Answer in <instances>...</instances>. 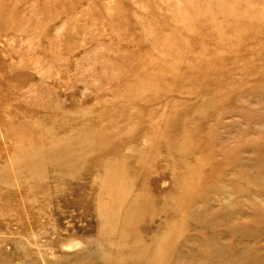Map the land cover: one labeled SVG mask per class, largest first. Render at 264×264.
<instances>
[{
  "label": "rangeland",
  "instance_id": "obj_1",
  "mask_svg": "<svg viewBox=\"0 0 264 264\" xmlns=\"http://www.w3.org/2000/svg\"><path fill=\"white\" fill-rule=\"evenodd\" d=\"M0 264H264V0H0Z\"/></svg>",
  "mask_w": 264,
  "mask_h": 264
}]
</instances>
